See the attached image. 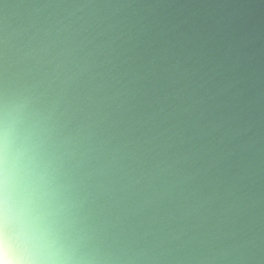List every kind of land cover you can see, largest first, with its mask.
I'll list each match as a JSON object with an SVG mask.
<instances>
[{
  "label": "clouds",
  "instance_id": "clouds-1",
  "mask_svg": "<svg viewBox=\"0 0 264 264\" xmlns=\"http://www.w3.org/2000/svg\"><path fill=\"white\" fill-rule=\"evenodd\" d=\"M0 264H264V0H0Z\"/></svg>",
  "mask_w": 264,
  "mask_h": 264
}]
</instances>
